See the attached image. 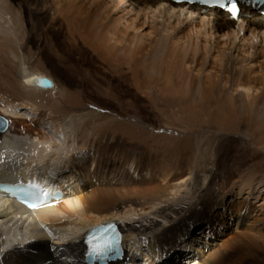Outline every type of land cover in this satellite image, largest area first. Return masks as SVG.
I'll return each instance as SVG.
<instances>
[{
  "label": "bare ground",
  "instance_id": "1",
  "mask_svg": "<svg viewBox=\"0 0 264 264\" xmlns=\"http://www.w3.org/2000/svg\"><path fill=\"white\" fill-rule=\"evenodd\" d=\"M151 6V0H0V116L11 120L0 131V184L26 181L36 185L40 181L35 178L41 174L51 179L41 181L44 187L62 195V203L35 210L32 221L23 215L24 208L0 195V264H92L83 262L87 249L83 234L111 221L120 223L127 256L135 253L148 260L153 247L169 244V235L190 225L187 217L195 216L196 206L205 209L217 201L218 192L228 188L236 194L231 198L247 204L253 201L256 208L264 209V157L254 151L253 156L261 161L253 165L250 155L237 159L247 146L264 150V20L246 12L236 21L218 17L209 28L197 20L189 23L186 14L180 16V7L151 11ZM25 7L32 9L30 17ZM47 12L52 13L49 21ZM54 21L72 45L81 42L112 73L119 78L126 75L125 80L151 106L161 102L165 108L174 107L175 113L189 114L190 128L200 119L207 120L221 131L218 141L197 138L190 147L186 140L174 143L170 134H163L158 138L123 135L116 142L111 133L93 128L95 120H102L97 113L100 106L87 113L81 107L55 111L51 95L58 88L53 79L50 90L25 83L33 75L44 76L25 65L36 54L29 45H38L44 32L55 29ZM79 85L89 88L92 81L82 79ZM57 100L70 102L69 95ZM17 107L38 114L37 123L22 120ZM45 121L56 138L44 131ZM164 126L165 132H172ZM85 140L91 142L88 148L93 156L77 160L76 151L83 152ZM101 148L102 154L97 153ZM140 148L146 160L132 156ZM119 154L136 162L137 183L147 181L138 195L114 191V177L103 170L119 165ZM88 162L97 169L88 171ZM3 166L6 171L15 166V175L5 177ZM16 166L26 171L24 177ZM148 166L155 171L141 175L140 169ZM216 178L218 188L213 191ZM94 179L103 186L94 187ZM86 183H91L90 189ZM78 185H83L81 192ZM219 201L225 206L223 196ZM242 221L236 217L235 225ZM15 224L26 229L23 235L13 229ZM52 237L61 245H48L46 240ZM193 242L185 244L193 249L191 259H197L196 264H226L224 255L200 254L199 244ZM134 261L125 255L110 264Z\"/></svg>",
  "mask_w": 264,
  "mask_h": 264
},
{
  "label": "rangeland",
  "instance_id": "2",
  "mask_svg": "<svg viewBox=\"0 0 264 264\" xmlns=\"http://www.w3.org/2000/svg\"><path fill=\"white\" fill-rule=\"evenodd\" d=\"M28 11L31 12L32 9L25 7L26 16L30 17ZM27 13H29V15H27ZM51 18L52 13L47 12L46 21L51 20ZM54 23L56 24L54 25L56 26L55 29L53 28V30H49L48 32H44V29L40 30V32L44 33L40 36L41 39L38 45L36 43H31V45H29L30 51L36 54L27 62L28 64L25 65V68L28 67L32 72L41 73L55 81L58 91L51 95L52 99L55 101L54 104H56V107H53L56 109L55 111L63 113L66 109H73V107L74 109H78L81 107L85 110L84 112L87 113L92 109H99L98 106H100L101 110H97V113H100V118L102 120H95L96 122L93 123V128L99 127L100 130L103 129L101 131L111 133L114 135L116 142H120L121 138L127 136L136 138L139 135H148V137L158 138V135L160 136L163 134H166L165 136L170 134V137L174 138V143H177L178 140H186L190 147L194 146L197 138L203 140H216L215 142L218 141V137L216 138V136L221 131L207 124V120L204 121L200 119V121L193 123L194 128H190L188 125L192 123V117H190L189 114L186 116L184 113H175L174 111H176V109L174 107L165 108L161 106V102L160 105L151 106L150 103L145 100V98L141 97V94L129 84V81L125 80L127 79L125 78L126 75L123 78H119V76L112 73L99 61V59H97L92 51L88 48H84L86 46L82 45L81 42H78L77 45H72L65 30L58 28L59 23L56 21H54ZM82 79L91 80L92 85L89 88H83L82 85H79V81ZM61 94L63 98L66 97V99L67 95H69L70 102L68 103L62 100L64 105L62 102L59 103L57 97H62ZM16 110L18 111L17 115L21 117L22 120L37 123L35 118L38 114L32 113L29 108L28 110H21L17 107ZM40 113L42 114L43 110H41ZM73 117L74 116H72V118ZM4 119L9 125L11 120L8 117ZM45 122V124H43V126H45L44 131L48 132L51 137L56 138L53 130L49 131L48 129L50 122ZM101 124L105 127L99 126ZM32 125L35 127L33 123ZM164 125L171 127L173 129L172 132H165ZM89 135L88 137L91 138V134ZM123 135L125 137H123ZM186 136H189V138L187 139ZM88 137L87 139L89 141L90 139ZM230 138L233 137L231 136ZM230 138L227 137V140H230ZM104 140L105 138L102 140V143ZM85 142L87 141L85 140ZM89 144H91V142H87L86 147L82 150L83 152L77 154L78 151H76L77 160H86L93 156L92 151H89ZM150 147L151 146H147V148ZM101 151H104L103 148L96 152L102 154ZM138 151L139 154L132 156H134L135 159L142 158V160H146L142 148ZM254 151L264 157V150H256L251 146H247L241 152L242 154L237 155V159L239 160L240 156L249 157L250 155L253 159L252 165L254 163H259L261 158L258 156L254 157ZM121 158L120 154L116 155L119 165L116 163L113 166L111 165L109 169L103 170L107 173V176L114 177L115 182L111 184L114 191L123 194V190H127V195H138L141 190L147 187V183H145L147 181L137 183L136 181L139 178V174L135 170L136 162L132 163V160L128 158L126 159L128 160L127 162L125 159ZM88 163V171L97 169L94 164ZM140 170V174L143 176L146 175L147 172L155 171L153 167L149 166L148 169L142 168ZM16 172L23 176V173L26 171L16 166ZM52 174L54 175L56 173L52 172ZM128 179L129 182H125ZM217 179L218 178L213 182V191H217L216 189L218 187L215 185ZM91 183L94 187L103 186L102 184L100 185L99 181L96 179L92 180ZM90 184H85L87 189H90ZM174 184L176 183L172 182V185ZM82 188L83 185L82 187L78 185V192H81ZM228 189L223 190L222 193L218 192L215 197L217 201L209 204L205 209L200 211V206H196L195 210L198 212H195V216L193 217L192 215L191 218L187 217V219H189L187 223L190 225H188V227L185 225L183 228L169 235L171 236L169 237V244H165V246L159 248L153 247L148 260H144V257L135 253L133 255L130 254V256H127V253L126 257L133 258V260H135L133 262L134 264H196L198 263L197 259H191L193 256V249L185 244L186 241L192 240L194 241L193 243L199 244L196 248L200 246V254H206V252L210 254H222L224 255L226 264H264V209L256 208L254 205L255 202L253 201H249L247 204L244 200L241 201V198L239 199L235 196L231 198L232 195L236 194L234 192L230 193ZM220 196H223V204L225 203V206L219 201ZM242 203H244L243 206ZM244 209H246L245 213L243 212ZM200 212H203L204 216ZM236 217L243 220L241 224L235 225ZM149 219H152V217H149ZM152 220L158 221L159 223L161 222L159 219ZM14 226L17 227L13 228L15 231L22 235L25 233L26 229L16 224ZM167 227L168 225H165V228ZM135 238L137 239L136 235ZM48 239L46 240L48 245L52 243H54L53 245L55 246L61 245L59 241L55 239L57 243L53 237ZM2 240V237H0V243ZM124 242H126L125 239ZM136 242L139 244L138 246H140L137 240ZM145 242L147 243L148 240H145ZM2 249L3 247L0 246V250ZM183 258L185 259L182 261ZM122 263H124V261Z\"/></svg>",
  "mask_w": 264,
  "mask_h": 264
},
{
  "label": "water",
  "instance_id": "3",
  "mask_svg": "<svg viewBox=\"0 0 264 264\" xmlns=\"http://www.w3.org/2000/svg\"><path fill=\"white\" fill-rule=\"evenodd\" d=\"M25 83L28 86H32L41 90L52 89L54 86L53 81L50 78L40 75H33L29 77L28 79L25 80ZM6 127H7L6 120L0 117V131H4Z\"/></svg>",
  "mask_w": 264,
  "mask_h": 264
},
{
  "label": "snow or ice",
  "instance_id": "4",
  "mask_svg": "<svg viewBox=\"0 0 264 264\" xmlns=\"http://www.w3.org/2000/svg\"><path fill=\"white\" fill-rule=\"evenodd\" d=\"M229 11H232V9H229Z\"/></svg>",
  "mask_w": 264,
  "mask_h": 264
}]
</instances>
